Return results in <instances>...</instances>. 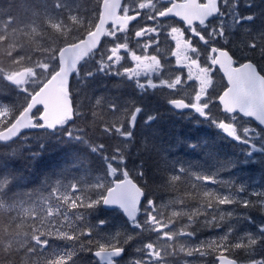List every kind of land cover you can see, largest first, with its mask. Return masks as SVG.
<instances>
[{
  "label": "snow or ice",
  "instance_id": "6c2138e0",
  "mask_svg": "<svg viewBox=\"0 0 264 264\" xmlns=\"http://www.w3.org/2000/svg\"><path fill=\"white\" fill-rule=\"evenodd\" d=\"M87 2L0 0V264H264V182L234 175L264 170V0ZM104 78L135 95L90 94ZM149 96L243 145L242 158L207 142L188 147L210 166L170 158ZM140 121L154 169L147 157L128 166ZM53 149L63 159L38 182L14 166Z\"/></svg>",
  "mask_w": 264,
  "mask_h": 264
},
{
  "label": "trees",
  "instance_id": "16d2710c",
  "mask_svg": "<svg viewBox=\"0 0 264 264\" xmlns=\"http://www.w3.org/2000/svg\"><path fill=\"white\" fill-rule=\"evenodd\" d=\"M85 6H90L87 0H85ZM165 55L167 54L164 53L163 56ZM0 59H2V57H0ZM213 80L217 92H220L224 88V83L222 84V80L218 72L214 75ZM104 91H108L114 96L119 95L125 99L135 95L134 89L128 85H121L119 78H104L101 81L94 83L89 89V93L94 95H99ZM145 103L150 109H158L161 114L159 121L153 125V128L159 134V139L157 141L158 143H162L164 146L172 145L170 158L205 166H210L214 162L212 158H209L205 155L207 149L198 148L193 150L188 147V142H207L208 146L216 154V158L218 159H223L225 157H231L234 159L242 158L240 157V149L244 146L238 145L231 140L222 139L221 134H219L215 128L209 127L206 124L197 125L194 122H190L187 119H183L180 116L172 114L168 111L166 105H163L158 101L156 96H149L145 100ZM135 137L134 143L128 148V152L130 153L128 159L129 168H132L135 164L140 163L141 157H147L149 167L154 169L156 164L159 163V157L154 151L151 156H148V154L143 151L145 139H151L152 131L145 129L143 127L142 121H140L137 128L135 129ZM105 143L111 145L114 143V141L105 140ZM77 148H79V146H77ZM4 151H6V149L0 148V153ZM80 155L85 156L90 161L89 166L91 168L98 169L100 167L95 157L89 156L88 153L83 149H80ZM62 159L63 152L59 149H53L45 154L43 161L39 165L23 168L22 166L24 165V161L19 160L14 163V166L21 168L22 171L28 176L29 180L38 182L43 178V173L48 171L57 163L61 162ZM222 175L227 178L232 174L224 172ZM234 175L241 178H251L252 180L264 182V180L261 179L262 176H264V170L261 169L259 164H252L244 168H238L235 170ZM33 186L37 185L34 184ZM209 187L215 186L209 185ZM183 188L184 186L180 185L178 186V191L176 193L170 194L166 192H160L158 195L160 198L167 200L170 195H182ZM252 215L257 217V222H259V220L262 218L260 214L256 212H253ZM109 219L112 220L114 224L120 223V220L114 215H110ZM208 234L209 233L205 232L201 235L204 236ZM145 236H147V234H145ZM129 250L131 253L132 249L130 248ZM87 258L89 257H85V259Z\"/></svg>",
  "mask_w": 264,
  "mask_h": 264
},
{
  "label": "rangeland",
  "instance_id": "374dc122",
  "mask_svg": "<svg viewBox=\"0 0 264 264\" xmlns=\"http://www.w3.org/2000/svg\"><path fill=\"white\" fill-rule=\"evenodd\" d=\"M161 40H163V37H161ZM167 45V44H166ZM165 46L161 45V55H164V53H166L167 55H165V57H167L168 59H170L172 61V64H175V57L170 56V53L168 51V48ZM168 46V45H167ZM151 51V50H150ZM219 74V73H218ZM220 76V75H219ZM222 80V78H221ZM223 80H222V84H223ZM138 243V242H137ZM130 251V250H129ZM132 251V250H131Z\"/></svg>",
  "mask_w": 264,
  "mask_h": 264
},
{
  "label": "flooded vegetation",
  "instance_id": "af4514ba",
  "mask_svg": "<svg viewBox=\"0 0 264 264\" xmlns=\"http://www.w3.org/2000/svg\"><path fill=\"white\" fill-rule=\"evenodd\" d=\"M162 46H165L166 44L165 43H162L161 44ZM166 47L168 48V46L166 45ZM240 228H241V231H243V230H245V229H249V230H254V229H252L249 225H247V224H242L241 226H240Z\"/></svg>",
  "mask_w": 264,
  "mask_h": 264
},
{
  "label": "water",
  "instance_id": "95a60500",
  "mask_svg": "<svg viewBox=\"0 0 264 264\" xmlns=\"http://www.w3.org/2000/svg\"><path fill=\"white\" fill-rule=\"evenodd\" d=\"M219 74H220V76L222 77L224 83L226 84V79L223 78V73H222V72H219ZM253 123H255V122H253Z\"/></svg>",
  "mask_w": 264,
  "mask_h": 264
}]
</instances>
